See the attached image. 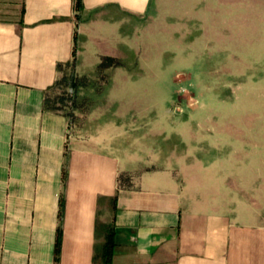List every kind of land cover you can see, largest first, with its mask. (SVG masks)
Wrapping results in <instances>:
<instances>
[{
  "label": "crops",
  "instance_id": "obj_1",
  "mask_svg": "<svg viewBox=\"0 0 264 264\" xmlns=\"http://www.w3.org/2000/svg\"><path fill=\"white\" fill-rule=\"evenodd\" d=\"M155 1L0 0V264H107L111 235L109 264H264V122L147 167L74 145L48 104L68 63L117 55Z\"/></svg>",
  "mask_w": 264,
  "mask_h": 264
},
{
  "label": "rangeland",
  "instance_id": "obj_2",
  "mask_svg": "<svg viewBox=\"0 0 264 264\" xmlns=\"http://www.w3.org/2000/svg\"><path fill=\"white\" fill-rule=\"evenodd\" d=\"M155 5L117 55L86 48L49 93L74 145L147 167L224 149L229 122H264V0Z\"/></svg>",
  "mask_w": 264,
  "mask_h": 264
},
{
  "label": "trees",
  "instance_id": "obj_3",
  "mask_svg": "<svg viewBox=\"0 0 264 264\" xmlns=\"http://www.w3.org/2000/svg\"><path fill=\"white\" fill-rule=\"evenodd\" d=\"M106 60H108L110 63L108 65H112L114 63H116V59L112 56H105ZM104 63V61L102 62V64ZM48 104L50 105V107H53V108H56L54 105H53V102L51 100V98L49 99V102ZM56 109H59V108H56ZM113 246H114V241H113V238H112V235L108 237L107 239V244H106V262L107 264L110 263V259H111V256H112V252H113Z\"/></svg>",
  "mask_w": 264,
  "mask_h": 264
}]
</instances>
